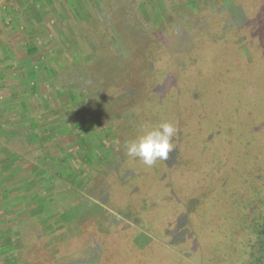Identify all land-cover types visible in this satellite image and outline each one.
Returning <instances> with one entry per match:
<instances>
[{"label":"rangeland","instance_id":"1","mask_svg":"<svg viewBox=\"0 0 264 264\" xmlns=\"http://www.w3.org/2000/svg\"><path fill=\"white\" fill-rule=\"evenodd\" d=\"M57 7L34 43L43 75L2 129L13 152L0 150V264H245L264 200V0ZM232 118L260 130L252 145ZM162 120L177 129L170 158L127 157L125 141ZM210 152L225 170L203 187L195 175L214 166ZM226 158L243 165L223 201ZM231 209L242 223L228 224Z\"/></svg>","mask_w":264,"mask_h":264},{"label":"crops","instance_id":"2","mask_svg":"<svg viewBox=\"0 0 264 264\" xmlns=\"http://www.w3.org/2000/svg\"><path fill=\"white\" fill-rule=\"evenodd\" d=\"M57 8L61 10L57 7V0H0V150L4 149L6 153L13 152L9 130L15 126L11 115L18 109H14V104L27 106L25 97L38 85L34 76L43 75L35 63H41L44 58L34 45L45 40L36 35L45 26L43 16L57 14ZM52 22L57 24V21ZM21 28L22 32H19ZM15 29L16 33L13 32ZM30 31H36L33 38H30ZM37 38L39 40L35 41ZM8 128L3 133L2 129ZM4 163L7 161L3 160L2 166ZM1 182L5 187L6 181Z\"/></svg>","mask_w":264,"mask_h":264},{"label":"trees","instance_id":"3","mask_svg":"<svg viewBox=\"0 0 264 264\" xmlns=\"http://www.w3.org/2000/svg\"><path fill=\"white\" fill-rule=\"evenodd\" d=\"M245 60V59H244ZM245 63H246V65H248V63L245 61ZM263 63H264V61H263ZM249 67L251 68L252 67V65H250L249 64ZM259 70V69H258ZM235 72V71H234ZM236 73V72H235ZM244 75V74H243ZM256 75V74H255ZM261 74H257L256 75V77H259ZM242 81V80H241ZM242 84V82L241 83H237L236 84V86L235 87H237V88H240L238 85H241ZM234 85H235V83H234ZM233 85V86H234ZM245 85V84H244ZM204 89V88H203ZM239 90V89H238ZM205 92V93H204ZM202 93L203 94H206L207 93V90L206 91H202ZM196 96V95H195ZM201 101V103L203 102L204 104L205 103H207V100H205L204 99V97H201L200 99H199V97L197 96V101ZM260 111H262V110H264V109H262L261 107H260ZM253 114H255V113H253ZM255 115H257V114H255ZM218 117H219V113H218V115H217ZM258 116V115H257ZM256 116V117H257ZM211 118H212V116H211ZM225 118L228 120L229 118L227 117V116H225ZM250 120V119H249ZM249 120L247 119H244V121H242L241 122V127H240V125H239V123L238 122H240V121H238V122H236V118H232L231 119V121H230V124L233 122V124H236L238 127H240L239 128V130H237V136L239 137V136H242V137H244V134L245 135H248V137H249V143L251 142V144L250 145H252V140H254V139H256V137L254 136L255 135V133L256 134H258L259 132H260V130L259 131H257V130H251V131H247V130H245V129H243V128H245V125L243 126L242 124L243 123H248L249 122ZM216 121H217V118H216ZM214 122V121H213ZM222 122V121H221ZM220 122V123H221ZM206 124H211V122H208V120H206ZM216 124H217V122H216ZM211 126H213L212 124H211ZM222 126H225V128L226 127H228V124H224V125H222ZM231 128L234 130L233 131V137H237L236 136V130H235V128H233L232 126H231ZM250 128H251V126H250ZM253 128V127H252ZM232 129H231V131H232ZM238 129V128H237ZM247 129V128H246ZM216 131H218L219 132V125H218V127H216ZM216 135V134H215ZM237 138H235V140H236ZM206 142H208L207 141V139H206ZM219 146V145H218ZM217 146V148H219L220 149V147H218ZM222 147V146H221ZM217 152V151H216ZM219 152V151H218ZM210 153H213V155H216L215 156V158L213 159V160H211V161H213V163H214V166H213V164L211 163L210 165H212L211 166V168L209 169V165H207V164H203V167H202V170H200L199 171V174H196L195 176L197 177V178H199L200 180H201V182H202V186L204 187V186H207V183H206V181H208L209 182V180L211 181L212 179V183L213 182H215V181H218V179L214 176V175H216V173H220L223 169H224V167H223V169H221V170H219V153H214V152H210ZM252 154H250V156H251ZM243 156V155H242ZM242 156H240V155H238V157H242ZM229 157V156H228ZM244 157V156H243ZM225 162H227L226 163V165H227V167H226V171H229V172H227V177H225L224 178V180H223V178H222V176H220L219 175V198H222V197H225L224 199H223V201H228V199H227V195L229 194V193H231V194H236L237 192V190L236 189H238V186H237V184H236V180H234L236 177H237V175L239 176V174H237V172H240V169L242 168V165H243V163H242V161H240V162H236L234 165H228V161H227V158L225 159ZM233 162V161H232ZM238 165H240V167H233V166H238ZM257 165V164H256ZM215 168V170H213ZM210 170H213V171H210ZM225 170V169H224ZM213 174V178H211V175ZM236 176V177H235ZM252 179V178H251ZM248 186V185H247ZM244 187V193L245 192H248L249 194H253V192H255V191H251V188H250V186H248V187ZM243 192L241 193V194H239L240 196H241V199H240V201L241 200H248V198L249 197H247V195H249V194H243ZM239 197V196H238ZM263 199H264V197H263ZM263 203L262 204H260L259 206H258V215L256 216V217H254L253 219H251L250 221V224L248 225V227L251 229V235L253 236V238H252V242H250V244H248V249H247V251H246V254H247V260H246V262H245V264H264V200L262 201ZM226 204V203H225ZM246 204V203H245ZM227 205V204H226ZM228 205H230V204H228ZM234 205V204H233ZM233 205H231V206H233ZM251 210V209H250ZM255 211L257 210V209H254ZM222 214H223V216L224 217H227L226 219L228 220V224L231 222L230 220H232V223H233V221L235 220L236 221V224H240V223H242L244 220H242V219H240L239 217L238 218H235L234 219V217H232V215H233V212H232V209L230 210V212H221ZM222 216V217H223ZM229 216H231V217H229ZM224 220V219H223ZM208 221V220H207ZM234 221V222H235ZM209 222V221H208ZM219 230H222V228L220 229V226H219ZM224 231V230H223ZM225 231H227V230H225ZM226 236V233L225 232H223V233H219V243L221 244V245H226V244H230L231 242H232V240L231 239H227V240H224L223 239V236ZM143 252V251H142ZM243 252V251H242ZM245 252V251H244ZM128 261V259L124 262V264H129V263H126Z\"/></svg>","mask_w":264,"mask_h":264},{"label":"clouds","instance_id":"4","mask_svg":"<svg viewBox=\"0 0 264 264\" xmlns=\"http://www.w3.org/2000/svg\"><path fill=\"white\" fill-rule=\"evenodd\" d=\"M177 133L173 123L162 120L160 123L144 128L135 138L124 143L125 154L138 158L144 165L152 167L158 160H168L174 151L172 140Z\"/></svg>","mask_w":264,"mask_h":264}]
</instances>
